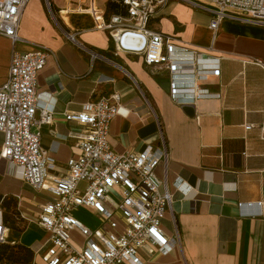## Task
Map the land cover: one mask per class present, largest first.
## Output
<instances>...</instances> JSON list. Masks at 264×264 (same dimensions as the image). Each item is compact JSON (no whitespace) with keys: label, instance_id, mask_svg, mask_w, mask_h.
Masks as SVG:
<instances>
[{"label":"crops","instance_id":"obj_1","mask_svg":"<svg viewBox=\"0 0 264 264\" xmlns=\"http://www.w3.org/2000/svg\"><path fill=\"white\" fill-rule=\"evenodd\" d=\"M92 3L106 18L125 13L112 0H29L20 20L19 35L49 50L36 90L40 105L53 111L51 123L40 126L42 146L55 159L51 172L64 173L67 159L78 152L80 127L63 113L117 93L120 107L110 123L111 149L139 151L157 145L162 131L169 150L172 206L161 228L167 235L177 230L179 241L166 253L141 249L142 264H261L264 66L258 61L264 63V25L224 19L214 35L209 28L212 14L179 0L153 13L149 29L218 59L217 76L178 78L183 96L195 85L209 95L177 103L169 95L167 70L146 65L142 56L115 51L108 35L91 28L90 17L77 11L78 5L82 11ZM30 43L16 47L25 50ZM81 45L107 59L91 60ZM12 49V41L0 34V84L7 78ZM187 106H192L191 114ZM39 118L38 110L35 120ZM246 124L252 127L246 129ZM3 139L0 131V151ZM156 172L163 176L162 164ZM51 199L52 193L34 188L21 178L18 166L0 158V221L8 228L7 242L0 244L1 263L46 264L41 256L48 234L38 224V215ZM75 216L87 226L96 224L90 210L78 209ZM72 236L79 244V233L73 231Z\"/></svg>","mask_w":264,"mask_h":264},{"label":"built area","instance_id":"obj_2","mask_svg":"<svg viewBox=\"0 0 264 264\" xmlns=\"http://www.w3.org/2000/svg\"><path fill=\"white\" fill-rule=\"evenodd\" d=\"M112 1L124 7L125 13L106 18L104 11L93 3L82 11L78 5L77 11L90 17L91 28L108 35L115 51L142 56L146 65L167 70L171 75L169 95L173 101L190 103L209 95L207 89L195 85L189 95L183 96L178 78L199 80L208 74L217 76L218 59L147 26L152 14L170 0ZM179 1L211 13L209 28L214 35L224 19L264 25V0ZM28 2L0 0V34L13 45L7 78L0 84V131L4 135L0 158L18 166L21 178L34 188L53 195V199L41 205L38 215V224L48 234L43 261L46 264H142L141 249L148 253L168 252L179 237L176 225L174 235H167L161 228V220L172 206L167 180V142L160 131L157 145L148 144L139 151L112 150L108 135L120 107L117 93L87 101L79 110L63 113L68 121L80 127L76 135L78 152L67 159L64 173L51 172L55 159L42 146L40 126L51 123L53 111L40 105L36 90L37 76L46 64L49 50L19 35L21 16ZM67 37L74 40L72 34ZM19 42L30 43V48L18 49ZM82 47L91 60L107 59ZM38 110L40 118L36 121ZM262 114L259 133L264 140V110ZM34 124L38 126L36 130L32 129ZM245 127L249 129L252 124ZM161 164L163 176L160 177L156 170ZM81 208L94 213L95 226H87L75 216V211ZM73 231L81 236L79 244L74 241ZM7 238L8 228L0 221V244L6 243Z\"/></svg>","mask_w":264,"mask_h":264},{"label":"water","instance_id":"obj_3","mask_svg":"<svg viewBox=\"0 0 264 264\" xmlns=\"http://www.w3.org/2000/svg\"><path fill=\"white\" fill-rule=\"evenodd\" d=\"M186 111L189 112L190 114L193 112L192 111V106H187L186 107Z\"/></svg>","mask_w":264,"mask_h":264}]
</instances>
